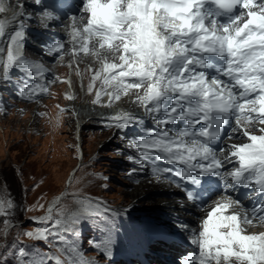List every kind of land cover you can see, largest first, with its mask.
<instances>
[{"label":"snow or ice","instance_id":"1","mask_svg":"<svg viewBox=\"0 0 264 264\" xmlns=\"http://www.w3.org/2000/svg\"><path fill=\"white\" fill-rule=\"evenodd\" d=\"M25 5L40 9L45 31L61 17L71 21L69 54L93 56L100 65L90 69L88 92L100 82L93 103L104 95L111 107L132 95L143 112H125L103 126L115 127L126 138L129 129L151 121L152 127L129 141L138 152L134 162L175 178L184 201L178 202L177 212L193 204L203 213L195 229L177 215L172 224L179 232L155 231L156 242L190 233L187 242L195 251L182 264H264V231H247L254 223L264 224V0H79L74 8L71 0H25ZM4 11L0 0V13ZM25 19L32 16L22 11L18 20H0V40H7L6 48L0 47V89L11 86L18 98L31 101L59 78L46 81L50 70L23 54ZM42 47L50 55H62L65 45ZM13 71L19 74L16 80ZM235 136L247 142L219 143ZM240 190L249 203L240 198ZM202 191L220 195L208 204L201 201ZM91 200L77 201L80 212L54 201L44 216L31 218L43 227L21 233L33 242L54 241L66 260L34 252V245L21 241L19 247L0 245V264H92L73 256L78 249L64 246L62 236L75 237L83 227H92L88 221L93 218H100L94 225L100 238L89 243L110 259L132 222H124L127 209L113 215L105 202L93 205ZM13 207L10 199H0V216L9 217ZM3 223L7 235L10 219ZM9 250L11 259L4 255Z\"/></svg>","mask_w":264,"mask_h":264},{"label":"rangeland","instance_id":"2","mask_svg":"<svg viewBox=\"0 0 264 264\" xmlns=\"http://www.w3.org/2000/svg\"><path fill=\"white\" fill-rule=\"evenodd\" d=\"M20 5L24 4L18 0L16 11L19 13ZM30 23L34 24V27L28 25L27 29L37 30L36 21ZM52 27L60 31L65 30L63 22ZM38 28L41 29L42 26ZM64 38L68 41V36L65 35ZM27 40V49L38 53L36 47L39 44L35 42V38L29 37ZM39 53L44 55L42 51ZM54 60L57 66L46 80L59 79L55 83H49L51 91L46 98L31 104L20 103L15 106L13 104L11 106L13 108L8 112H0V199L4 201L10 199L14 205L12 209H8L11 213L9 217L0 216V245L10 243L19 247L18 242L22 241L24 246L34 245L32 249L34 252H48L56 258L66 260L67 254L63 247L58 248L54 241L33 242L21 235L23 232L44 226L34 223L31 218L44 216L47 212V204L58 196H60L58 203L72 212L81 211V205L77 201L83 197H91L93 205L97 200L103 201L107 208L120 212L122 205L134 200V194L138 190H145L137 197L136 203L139 205L133 211L134 217L142 218L147 216V213L141 214L143 212H159L155 208L166 194L162 190H150L146 186L150 177H144L145 174L136 167L135 154L132 149H127L130 146L129 137L121 138L123 133L115 127L91 124L104 122L97 119L104 112L108 115V112L114 111L112 114L117 116L122 112L121 109L126 107L122 100L133 102L134 96L114 101L112 108L106 111V107H102V104L108 101L107 96L102 95L99 104L93 103L96 92L100 89L99 84L94 85L91 93L85 88L84 71L88 70L91 76L93 75V71L90 70L93 69V65L90 62L84 60L82 64L72 55L69 58ZM9 89L7 86V90ZM7 90L1 89V91ZM6 98L9 99V103H16L11 95L9 97L6 94ZM82 102L86 105L85 109L81 108ZM134 105L133 111H138V105L135 103ZM90 108V112L96 111L93 114L94 118H91L90 122L83 120L86 123L76 130V123L79 124L82 119L80 115L88 112L87 109ZM50 116L55 118L53 126ZM54 128L57 129L56 132ZM129 157H133V160H129ZM78 162L80 166L69 184L66 183L69 173ZM143 170L146 171L145 168ZM175 194L180 195L177 190ZM85 203L87 204L88 201ZM6 218L10 219L7 235L4 234L3 223ZM105 218L107 219L108 216ZM99 219H89L88 223L92 227H83L75 237L70 234L62 236L64 246L75 244L78 251L72 254L83 261H90L92 264H118L105 262L104 255L89 243V240L100 238L99 232L94 230V225ZM261 231H264V226L248 230V232ZM4 255L11 259L10 250ZM159 259L158 263L163 261ZM154 263L151 261V264Z\"/></svg>","mask_w":264,"mask_h":264},{"label":"bare ground","instance_id":"3","mask_svg":"<svg viewBox=\"0 0 264 264\" xmlns=\"http://www.w3.org/2000/svg\"><path fill=\"white\" fill-rule=\"evenodd\" d=\"M3 1H5V3H3ZM74 1H76V2H79V0H74ZM2 3H3V5H4V7H5V11L4 12H2V13H0V20H3V21H8V22H11V21H13V17H16V19L18 20L19 19V12L18 11H16L17 10V5H18V0H8V2L6 1V0H2ZM31 3V0H28V4H30ZM24 5H25V2H24ZM22 9H24V10H27V12H28V10L29 11H31V13H30V15H32V19L31 20H27V19H25L24 20V24H27V25H25V26H28V25H30V26H32V27H34V24H31L30 22H35L36 21V26L35 27H37V30H32V29H28V32L30 33V34H32L33 36H37V35H41V36H43V38H46V39H49V38H53V36H56V38H55V40L53 39V41H51V46L53 45V42H55V43H63L64 45H65V47H64V49H66V51L67 50H69L73 45H72V43H71V39H70V37H69V35H67L68 36V41L67 40H65V35L67 34V32H65L64 30H62V31H58V33L56 32V33H52L51 31H49V30H51V29H53V28H51V25H53V26H55V25H57V24H59V23H61L62 22V20H60V21H58V22H49L50 23V27H49V29L47 30V31H45L44 29H43V27L41 28V29H39L38 27H40V26H42L41 24H40V22H39V15L33 10V7H31V6H27V5H25V7L24 8H21V12H22ZM65 9H68L69 10V8H65ZM20 11V10H19ZM34 11V12H33ZM11 14H13L12 16H11ZM12 29L10 28L9 29V31H11ZM37 31V33H35V34H37V35H35L33 32H36ZM54 34V35H53ZM6 45H7V40L6 39H3V40H0V47H4V48H6ZM34 51V50H33ZM32 50H29V49H27V42H26V46H25V48H24V55L29 59V60H31V61H34V62H41V64H43V65H46V66H48L49 68H51V69H55L56 68V66H55V63H54V61L52 60V59H50V58H48L47 57V55L46 54H44L43 55V57H41L40 55V53H34ZM4 55L6 56V51H5V53H4ZM77 58V60L78 61H80L82 64H83V61L84 60H86V61H88V62H90L92 65H93V70H95V69H99V67H100V65H99V63L97 62V60H96V58L95 57H93V56H90V55H83V54H81V55H79L78 57H76ZM36 59H38V61H36ZM59 62V61H58ZM87 63V62H86ZM85 64V63H84ZM83 69V68H82ZM57 70V69H56ZM74 72V71H73ZM84 73H85V88H87L88 89V85H89V83L91 82V74H90V72L88 71V70H85L84 71ZM73 76V75H72ZM95 84H99V86H100V82H99V80L98 81H96V83ZM87 85V86H86ZM5 96H6V94H5ZM79 102V101H78ZM123 102H124V105L126 106V107H131V106H135L134 105V103L131 101H124L123 100ZM82 104V106H81V108H86V105H84V103L82 102V103H80V105ZM107 104H108V101H107V103L105 104H102V107L103 106H105L106 107V111H108V106H107ZM39 107V106H38ZM95 108V107H94ZM133 108L134 107H132L131 109H130V111H133ZM88 110V112L86 111L85 112V114L83 113V114H81L80 115V117L82 118V119H80V121H85V119L86 118H89L88 120H87V122L89 121L90 122V120H91V118H94V115L93 114H95V112L94 111H92V112H90V110H91V108L90 109H87ZM95 110H96V108H95ZM109 114L107 115L106 114V112H104V114L102 115V116H100V117H98L97 119H99V120H103L104 122H99V123H97V122H92L91 124H100V126H103L104 125V123H113V121L112 120H110L109 118H111V117H115V115H113L112 113L113 112H108ZM123 114V112H119V114L118 115H122ZM91 115V116H90ZM50 118H51V123H52V126L53 125H55V118L54 117H52V116H50ZM78 118V117H77ZM107 121V122H106ZM79 122V121H78ZM1 127H3V126H1ZM78 127V126H77ZM55 132L57 131V129H53ZM59 130H60V128H59ZM58 130V131H59ZM106 130V129H105ZM1 131H4V130H1ZM18 131V130H17ZM53 134H55V133H53ZM52 134V135H53ZM123 142V141H122ZM127 149L128 150H131V147H127ZM76 168V167H75ZM75 168L74 169H72V171L69 173V176L67 177V179L66 180H68L66 183H68L69 184V182H70V180L72 179V177H73V174L75 173V171L77 170H75ZM146 186H148V189H150V190H162L163 192H165V196L160 200V202H158L157 204V206H156V210L157 211H159V212H143V213H147V215H150V214H152V216H153V218H160L162 215L161 214H163V216L165 217V218H172V219H175V217L177 216V215H179V217H180V219H181V221L183 222V223H186L187 225H188V227H189V229H193L194 227H196L197 226V223L200 221V219H201V217L203 216V213L200 211V209H199V207L198 206H196V205H193V204H187L186 205V209L185 210H181V211H179V212H177L176 211V209H177V207H178V202H184L183 201V199H181L179 196H177L176 194H175V192H176V189L175 188H173V187H167V186H170L168 183H167V181H163V180H159V181H157V179L156 178H149L148 180H147V184H146ZM171 190V191H170ZM145 192V190H138L137 191V193L136 194H134V200L132 201V202H130V203H128L127 205H122V207L120 208V212H123L125 209H127L128 210V216L129 215H132L131 213H133L132 211H134V210H136V207H137V205H139V204H137L136 202H137V197H139L140 195H142L143 193ZM219 196V195H218ZM218 196H216L213 200H216L217 198H218ZM59 197V200H60V196H58ZM57 197V198H58ZM57 198L54 200L55 202H59V200H57ZM57 200V201H56ZM212 200V201H213ZM53 201V202H54ZM53 202H51V203H48L47 204V206H46V208L48 209V207L49 206H51L52 204H53ZM211 203V202H210ZM209 203V204H210ZM164 209H166L167 211H165ZM77 211H79V209L77 210ZM154 211V210H153ZM158 213H160L159 215H157ZM130 217V216H129ZM133 218V220H134V217H132ZM135 221V220H134ZM136 222V221H135ZM137 223V222H136ZM258 226H262L263 227V225H253V226H249L248 228H247V231L249 230H252V229H254L255 227H258ZM2 228V227H1ZM261 228V227H260ZM257 230V229H256ZM1 233V232H0ZM117 247H115V249H116ZM114 249V250H115ZM117 250H119V248H117ZM116 251V250H115ZM171 251H169V250H167V248H164V254L162 255L165 259H167L168 257H174V254L173 253H170ZM101 254V253H100ZM128 255H130V253H128ZM104 261L105 262H108V261H111V260H113V257H111L110 259L108 258V257H106V256H104ZM153 259H154V257H153ZM158 260H160L159 258H157ZM168 260V259H167ZM123 261H121V263H122ZM158 263V262H157ZM158 264H165L164 262H159Z\"/></svg>","mask_w":264,"mask_h":264},{"label":"water","instance_id":"4","mask_svg":"<svg viewBox=\"0 0 264 264\" xmlns=\"http://www.w3.org/2000/svg\"><path fill=\"white\" fill-rule=\"evenodd\" d=\"M79 166H80V162L77 163L75 170H76ZM58 198H59V197H58ZM58 198H57V200H58ZM57 200H56V201H57Z\"/></svg>","mask_w":264,"mask_h":264}]
</instances>
